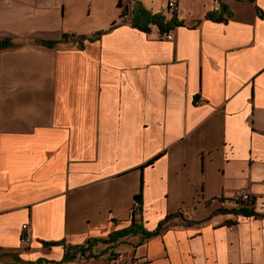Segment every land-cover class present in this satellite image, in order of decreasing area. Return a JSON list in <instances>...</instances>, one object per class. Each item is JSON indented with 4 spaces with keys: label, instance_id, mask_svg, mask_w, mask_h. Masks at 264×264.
<instances>
[{
    "label": "crops",
    "instance_id": "obj_1",
    "mask_svg": "<svg viewBox=\"0 0 264 264\" xmlns=\"http://www.w3.org/2000/svg\"><path fill=\"white\" fill-rule=\"evenodd\" d=\"M132 1L0 0V264H264V0Z\"/></svg>",
    "mask_w": 264,
    "mask_h": 264
},
{
    "label": "trees",
    "instance_id": "obj_2",
    "mask_svg": "<svg viewBox=\"0 0 264 264\" xmlns=\"http://www.w3.org/2000/svg\"><path fill=\"white\" fill-rule=\"evenodd\" d=\"M252 1V0H250ZM124 11H120V15H123ZM204 17H209V18H219V14L216 13L215 10H208L204 13ZM126 22L133 26L136 27L142 31H148L150 28V25H155L158 30L160 31H166L171 29L173 26L180 24L181 20L177 19L174 14H171L169 16H166L162 11L155 10L152 11L146 7H144L138 0H133L130 8V14L129 17L127 18ZM63 36H66L65 33L62 32ZM47 45H51L54 43V41H46L45 42ZM10 44L8 40H0V47L5 46ZM135 199H140L139 193L134 194ZM230 212L237 213L238 215L242 216H249V215H254L255 214L251 209L247 207H235L234 209L229 210ZM156 229V228H155ZM152 230L150 232L155 231ZM134 230L133 226H130L128 228H122L119 230H116L115 236L116 235H121L123 233H126L128 231ZM112 234H108V236H111ZM114 236V237H115ZM112 237V238H114ZM49 243H57V241H51ZM80 246L79 245H66L65 249L62 253V256L60 257V260H66V259H72L74 256L75 251H79ZM16 260L20 263H28V264H36L41 261L42 258H37L33 261L30 260H22L19 257H15Z\"/></svg>",
    "mask_w": 264,
    "mask_h": 264
},
{
    "label": "built area",
    "instance_id": "obj_3",
    "mask_svg": "<svg viewBox=\"0 0 264 264\" xmlns=\"http://www.w3.org/2000/svg\"><path fill=\"white\" fill-rule=\"evenodd\" d=\"M173 3H174V0H167L166 1L167 10L173 12ZM156 36L158 38H171V32L169 30H166V31L157 30ZM232 201L234 202V204L236 206L248 207V205H249V203L251 201V195L249 194V192L247 190L237 191L232 196ZM134 204L136 205L137 202L135 201ZM26 229H27L26 224L23 223L21 225V230H22L21 238L24 241L28 240V234H27ZM116 256H117V258H121V254L120 253H117ZM127 262L128 261L124 260V264H127Z\"/></svg>",
    "mask_w": 264,
    "mask_h": 264
},
{
    "label": "rangeland",
    "instance_id": "obj_4",
    "mask_svg": "<svg viewBox=\"0 0 264 264\" xmlns=\"http://www.w3.org/2000/svg\"><path fill=\"white\" fill-rule=\"evenodd\" d=\"M184 1H185V0H184ZM186 1L188 2L189 0H186ZM131 4H132V2L130 3V8H131ZM75 5L78 7V3H75ZM130 8H129V11H130ZM167 13H168V12H167ZM91 15L94 16V15H95L94 12H92Z\"/></svg>",
    "mask_w": 264,
    "mask_h": 264
},
{
    "label": "bare ground",
    "instance_id": "obj_5",
    "mask_svg": "<svg viewBox=\"0 0 264 264\" xmlns=\"http://www.w3.org/2000/svg\"><path fill=\"white\" fill-rule=\"evenodd\" d=\"M176 8H177V3H176V1L174 0V3H173V12L176 10ZM172 36V35H171Z\"/></svg>",
    "mask_w": 264,
    "mask_h": 264
}]
</instances>
